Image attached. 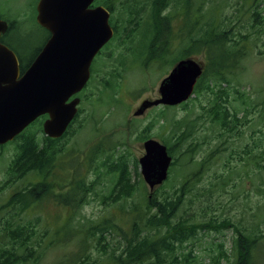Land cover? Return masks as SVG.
I'll return each mask as SVG.
<instances>
[{
    "label": "rangeland",
    "instance_id": "1",
    "mask_svg": "<svg viewBox=\"0 0 264 264\" xmlns=\"http://www.w3.org/2000/svg\"><path fill=\"white\" fill-rule=\"evenodd\" d=\"M36 1L6 2L15 11L20 6V11L26 16H16L15 23L20 26L8 34L7 41L13 49L23 53L21 56L25 61L30 59L47 37L45 31L34 22ZM175 1L178 0H169L167 7L161 11L169 16L171 29L179 33L177 35L172 31L175 36L170 44L175 48L170 47L172 51L164 58L165 66L151 65L148 69L140 67L139 51L146 44L149 35L145 20L140 24L137 34V28L131 33L133 38L137 36L134 53H130L132 36L130 35L129 40L125 37L135 25L127 26L125 22L126 29L121 31L120 37L105 50L101 59L96 56L91 65L94 68L101 61L95 82L81 98L80 114L71 132L54 144L58 164L49 173L50 177L55 175L56 180L63 179L66 184L67 181L74 180L84 182L89 192L78 207L59 205L54 198L53 190L57 188L54 184L51 187L53 190L29 206L27 211L19 212L17 205L10 206L13 197L19 198L14 195L27 187H33L42 178L33 173L16 178L9 173L19 141L0 148V228L11 220L21 223L29 221L36 233L42 234L47 229L50 233L49 240H63L61 243L51 244L47 237L40 242L42 237L38 236V241L45 250L37 264H61L65 259H71L69 264H77L82 258L79 257L74 262L72 257L76 258L80 253L85 236L84 225L94 224L102 219H110L117 226H111L110 232L105 235L106 244L116 249L121 247L122 236H127L130 228L129 208L139 206L142 195L148 196L149 193L139 172L138 159L143 154L141 141L146 138L164 141L173 135L167 124H161L159 107L151 108L141 116L134 117L132 113L144 100H154L159 96L157 88L171 68L168 65L172 60L183 57L182 52H189V56L201 62L205 70L208 69L207 51L197 46L191 49L190 40L201 39L200 31L209 27L213 29L216 25L228 30L229 37L239 42L236 49L243 45L246 50L234 71L238 81L234 77L230 81L237 92L228 89L226 104L231 112L243 106L247 107V111L244 110L246 116H243V112H238L236 116L239 120L237 132L225 133L219 139L211 132L207 122H197L194 139L201 142V145L181 173L197 171L198 164L207 153L214 149L220 152L211 159L209 169L194 181L192 192L183 197L184 202L177 217L186 218L188 222L199 221V225L192 227L186 224L187 228L192 229V234L187 241L175 248L186 259L180 261L179 256V261L175 264H212L213 257H219L220 264H232L238 253L241 258L240 252L245 250L244 245L247 246V240L246 244L241 242L238 251L233 246L234 239L238 237V229H243L245 235L248 234L250 239L255 238L258 243L249 263L264 264V168H243L244 162H240L244 147L253 138L264 136V0H179L181 6L174 8ZM184 2H187L190 12H187ZM4 6L5 3L0 0V17ZM119 9L117 7L111 16L120 24L122 18ZM208 93L206 91L199 97V102L193 99V95L186 102V107H175L172 110L174 118L191 119L202 113L200 105L204 107L207 104L210 99ZM109 96L116 98L112 101ZM40 128V124L35 123L30 130L41 141L44 134ZM170 142L172 144L174 141ZM174 155L177 156L176 153ZM120 163H124L134 187L129 196L125 197L114 193L119 175L115 169ZM178 165L179 161L174 165V176L180 170ZM220 175L223 181H227L225 185H221L216 179ZM186 177L180 181L183 182ZM175 178L172 177L171 181H175ZM177 183L178 181L173 184ZM213 220L221 224L205 225ZM170 228L167 232H170ZM164 232L166 234L165 230ZM6 243V239L0 237V246L4 247ZM102 249L95 238H89L87 247L81 254H88L92 260L100 261L99 256L104 257ZM149 261L140 264H150Z\"/></svg>",
    "mask_w": 264,
    "mask_h": 264
},
{
    "label": "trees",
    "instance_id": "2",
    "mask_svg": "<svg viewBox=\"0 0 264 264\" xmlns=\"http://www.w3.org/2000/svg\"><path fill=\"white\" fill-rule=\"evenodd\" d=\"M98 2L109 10L111 14L117 10V7L120 8L122 23L119 24L113 18L110 20L116 33L113 42L120 37L121 31L126 29L125 22L127 26L129 24L135 25L133 29L129 30L130 34L125 37L126 40H129L131 33L137 28L135 31L137 34L140 24L145 20L149 35L146 38V44L142 45V49L139 51V56L141 54L139 60L140 67L148 69L151 65L160 66L163 64L162 66H165L164 58L170 53L168 44L172 30L171 26H169V16L162 14L161 11H164L167 7L169 0H98ZM184 4L188 9L187 12L190 11L187 2H184ZM179 6H181V1H175L174 8ZM180 10L182 11V9ZM183 12H185V9H183ZM256 16L257 13L254 14V17ZM15 24V22L12 24L10 31H12ZM229 34L228 30H223L222 26L218 28L216 25L213 29L209 27V29L206 28L200 31L201 39H197V41L190 40L191 49L200 44L207 51L206 57L208 62V69H204L193 89V94L195 95L193 99L199 102V97H202L206 91L209 92L210 99L204 107L200 105L202 113L196 114L191 119L188 117L175 119L172 114L174 107H166L160 111L161 124H167L173 134L167 140L162 141L167 146L170 156L173 157V162L169 169L168 178L162 185L157 187V191L155 189L148 196L142 195L139 206L133 205L129 208L130 228L127 236H122L123 242L121 247L116 249L106 244L107 237L105 235L110 232L111 226H117L115 225L116 223H111L110 219H102L100 222L84 225V229L83 226H80V229L84 230L85 236L82 239L80 253L76 258L72 257V261L75 262V259L81 257L82 259L77 264H140L148 260H150V264H175L179 261V256H181L180 261L186 259V256L180 255L175 248L178 244L187 241L192 234L190 232L192 229L187 228L186 224L194 227L199 225L197 224L199 221L188 222L186 218L183 219L177 217V215H179V210L184 202V195L192 192L194 181L198 180L200 175H203L209 169L212 162L211 159L220 152L214 149L207 153L198 164L197 171L190 170L185 174L181 173L188 166L187 164H190L191 158L194 157L201 145V142L194 139L197 122H200V124L207 122L211 132L215 133L216 138L219 139L225 133L237 132L239 120L236 116H238V112L244 113V110L247 111V107L243 106L241 109L231 112L226 104L228 89L237 92V88L233 87L230 81L233 79L232 77L238 81L234 71L241 58L246 54L243 45L242 48L236 49L239 42L230 38ZM136 37L133 38L132 36L133 41L131 43H133V46L130 53H134ZM4 38L1 40L3 43L5 42ZM243 39L245 40V37ZM240 42L243 43V41ZM9 46L12 47L11 45ZM39 49L40 47L35 49L34 54L27 61H25V58L21 54H18L21 71L32 61ZM174 62L175 60H172L168 66H171ZM109 97L112 101L116 98V96ZM182 106L186 107L187 103H183ZM243 116H246V114L244 113ZM15 140H18L19 143L15 149L14 158L10 163L9 173L16 178L33 173L40 176L42 180L35 183L33 187H27L14 195L19 196V198L13 197L10 206L17 205L19 212L27 211L29 206L37 203L44 195H48L53 190L51 187L54 184L57 186L55 189L57 191L53 190L55 194L54 198L60 203L59 205L67 208L78 207L84 199L85 194L89 192V188L85 186L84 182L82 180H74L73 182L67 181L66 184L63 179L56 180L54 178L55 175L50 177L49 174L52 172L53 167L58 164L57 149L54 144L60 140H52L45 137L40 141L30 131L21 133ZM171 140L174 141L172 144ZM223 148L226 149V147ZM175 153L177 156L174 155ZM242 154L240 162H244L243 168H264V136L253 138L250 144L244 147ZM178 161L180 170L174 176L172 175L174 165ZM192 163H194L193 160ZM115 170L119 172V175L114 193L117 196L119 194L122 197L129 196L130 191L134 187L130 183L131 178L126 172L124 163H120L119 167ZM172 177H176L173 182L171 181ZM185 177L186 179L181 182L180 180ZM178 178L179 180H177ZM216 179L221 182V185L227 183V181H223L221 175ZM176 181L178 183L174 185L173 183ZM168 188L169 190H167ZM258 189L260 188L258 187ZM227 222L231 224V222ZM214 223L215 220L212 223L206 222L205 225L214 226L221 224ZM169 227H171L170 232H167ZM237 233L238 237L233 241V246L236 250L240 249L241 242L242 244H246L245 240H247V246L244 245L246 251L243 249L240 252L241 258L238 253L237 258L232 264H250L249 262L258 243L255 238L250 239L248 234L245 235L243 229H238ZM49 235L50 233L47 229H44L42 234L36 233L33 224L29 221L21 223L11 220L6 222L0 228V237L2 239L5 238L7 241L6 246H0V264H37L45 250L41 243H39L38 236L42 237L40 242H43L46 237L49 240ZM89 238H95L96 242L103 247L101 252L104 257L99 256L100 261L92 260L88 254L85 256L81 254L85 247H87ZM61 241H54L52 239L48 243L52 244L54 242L58 244ZM242 254L244 255L242 256ZM70 260L65 259L61 264H69ZM212 264H220L219 257H213Z\"/></svg>",
    "mask_w": 264,
    "mask_h": 264
},
{
    "label": "water",
    "instance_id": "3",
    "mask_svg": "<svg viewBox=\"0 0 264 264\" xmlns=\"http://www.w3.org/2000/svg\"><path fill=\"white\" fill-rule=\"evenodd\" d=\"M93 1H38L36 22L50 35L21 76L15 54L0 43V145L45 114L48 118L42 128L46 136L55 139L65 132L79 101L68 100L85 85L91 61L113 34L109 12L102 6L90 8ZM6 29V22L0 20V36ZM200 74L201 66L194 60L179 61L160 81L159 98L144 101L134 115L150 106L186 101ZM143 148L140 173L152 191L167 178L171 157L153 139L146 140Z\"/></svg>",
    "mask_w": 264,
    "mask_h": 264
},
{
    "label": "flooded vegetation",
    "instance_id": "4",
    "mask_svg": "<svg viewBox=\"0 0 264 264\" xmlns=\"http://www.w3.org/2000/svg\"><path fill=\"white\" fill-rule=\"evenodd\" d=\"M2 2H4L5 3V6H4V9H3V13H2V16H9V17H12V16H17V15H20V14H22V12L20 11L21 9H20V6H17V10L18 11H15L14 10V7L12 6V5H7L6 4V2H7V0H2ZM97 5H101L99 2H98V0H95L94 2H93V4L91 5V7H94V6H97ZM1 16V17H2ZM9 24H10V21H9ZM6 35V34H5ZM108 44V43H107ZM108 45H105L102 49H103V51L101 52V50L98 52V54H97V58H102V56L103 55H105L104 53H105V50L108 48L107 47ZM93 62H94V60H93ZM97 71H98V65L97 66H94V68H91V70H90V77H94V78H96V76L98 75L97 74ZM96 80H99V79H96ZM86 88H87V86H85V90H86Z\"/></svg>",
    "mask_w": 264,
    "mask_h": 264
}]
</instances>
